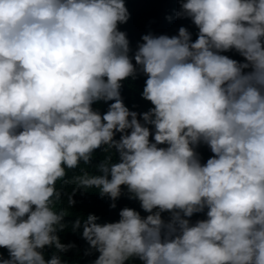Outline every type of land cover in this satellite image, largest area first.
Returning a JSON list of instances; mask_svg holds the SVG:
<instances>
[{"label": "clouds", "instance_id": "1", "mask_svg": "<svg viewBox=\"0 0 264 264\" xmlns=\"http://www.w3.org/2000/svg\"><path fill=\"white\" fill-rule=\"evenodd\" d=\"M177 16L195 41L185 27L147 34L131 55L125 0H0V264H63L42 251L75 247L57 235L55 186L101 148L114 156L75 177L68 204L125 186L149 214L77 218L94 264H264V0H181ZM233 49L239 62L222 54ZM138 73L143 93L125 105L122 81Z\"/></svg>", "mask_w": 264, "mask_h": 264}, {"label": "trees", "instance_id": "2", "mask_svg": "<svg viewBox=\"0 0 264 264\" xmlns=\"http://www.w3.org/2000/svg\"><path fill=\"white\" fill-rule=\"evenodd\" d=\"M125 5L130 14V18L127 23L120 24L118 27L120 31L127 34L130 42L131 55H134L138 44L143 42L142 37L147 34L174 36L178 35L180 27H185L191 33L193 41L198 36V28L190 19L179 18L177 16V13L180 11L181 0H125ZM234 53L235 50L233 49L222 54L238 61ZM133 63L135 64L134 60ZM146 79L147 77L144 74L138 73L136 77H130L122 81L120 91L125 105H131L135 100H139L136 97L138 93L134 91L142 94ZM142 101L146 112L154 107L151 102L145 99H142ZM110 103L112 102H97L93 104V109L100 112L101 108L109 106ZM120 135V133H117L115 139L118 140ZM150 139L152 142H155L154 136L150 137ZM161 147H166V145H161ZM195 150L199 154L202 164L206 163L213 155L210 148L204 144H200ZM107 155L114 156V152L105 153L103 148L96 150L90 166L79 163L76 168L66 169V175L57 181L55 187L56 191L60 193V199L56 200L54 198V210L57 212H65L63 223L66 225L64 231H58L57 235L62 243L73 244L75 247L66 253H57L54 247L46 246L42 250L46 261L51 259L55 253L60 256L63 264H94L99 253L95 249H92L89 243L83 238V228L81 227L75 232L72 230V225L77 218L83 220L86 219L87 215L94 214L99 218L98 223L118 222L120 219V211L126 207L140 212L144 217L149 214L143 211L138 200L129 198L125 186H122V195L116 201H113L107 196L102 197L97 189H80L73 196L75 204L73 206L68 204V198L74 194L77 188L75 177L85 172L97 174L95 165ZM113 203L116 205L115 208L111 207ZM162 215L165 220H168L170 217V213H163ZM190 219L192 223H195L197 220L206 219V212L194 214ZM0 257L4 259L9 258V252L6 248H0ZM129 264H141V262L138 259H133Z\"/></svg>", "mask_w": 264, "mask_h": 264}]
</instances>
